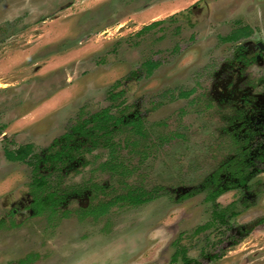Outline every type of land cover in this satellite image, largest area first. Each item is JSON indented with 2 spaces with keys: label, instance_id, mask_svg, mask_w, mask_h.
Segmentation results:
<instances>
[{
  "label": "rangeland",
  "instance_id": "1",
  "mask_svg": "<svg viewBox=\"0 0 264 264\" xmlns=\"http://www.w3.org/2000/svg\"><path fill=\"white\" fill-rule=\"evenodd\" d=\"M240 26L252 29L243 43H264V0H0V264H170L177 239L198 264H264V172L217 199L235 204L231 229L196 232L215 206L206 192L182 198L237 150L221 93L238 44L222 37ZM148 60L160 62L150 76ZM241 75L264 94V63ZM112 89L145 128L116 133L125 174L103 169L108 152L96 148L51 176L70 193L59 212L34 214L31 167L5 149L42 154L71 122L111 106ZM92 184L104 189L75 192ZM135 188L153 200L83 213Z\"/></svg>",
  "mask_w": 264,
  "mask_h": 264
},
{
  "label": "trees",
  "instance_id": "2",
  "mask_svg": "<svg viewBox=\"0 0 264 264\" xmlns=\"http://www.w3.org/2000/svg\"><path fill=\"white\" fill-rule=\"evenodd\" d=\"M163 21H154L144 26L138 33L150 30ZM252 35L249 26H240L227 36L222 37L224 42L237 43ZM160 65L159 61L148 60L145 62L146 75L150 76ZM194 89L180 92L179 97H189ZM123 92H116L112 89L109 92V100L112 105L108 106L88 117L80 118L71 122L60 137L54 139L53 143L47 147L42 154H37L33 144L21 145L18 148L5 149V157L11 162L26 163L31 167L32 181L30 182V194L32 197L31 208L34 214L41 215L48 213L55 215L67 201L70 195L65 189L56 186L51 181L53 173L61 174L67 168H71L75 163L83 162L84 155L92 152L96 148L107 149L108 159L103 162L102 168L111 173L121 174L122 164L119 161V144L115 141V136L123 127H130L136 134L143 135L144 122L138 115L125 114ZM119 100V103H115ZM119 107L118 112H113L112 107ZM121 107V108H120ZM231 120L240 117L236 112ZM230 120V121H231ZM227 131V129H226ZM232 139L237 147L234 154L230 155L225 161L221 162L214 172L208 175L203 182L197 185L192 191L187 192L182 198L190 197L196 193L206 192V200L214 204L213 218L196 232H200L218 225L228 226L227 212L231 211V216H236L238 211L235 204L231 203L226 207L218 209L217 199L231 189H245L250 191V180L264 172V139L253 145L249 139H239L232 134ZM48 165V170L43 169ZM125 174V173H124ZM61 177V176H59ZM87 188H97L103 190L104 187L92 184L91 186H78L75 192L85 191ZM74 191V190H72ZM154 196L144 191L142 188L129 189L126 193L120 194L107 202H101L95 206L83 209L85 215L99 216L107 213L110 208L118 203H129L140 205L153 200ZM246 233H249L247 231ZM242 239L233 238L231 245H237ZM176 250L171 258L170 264H198V261L188 255L187 248L181 244L180 239L173 242ZM24 260L21 261V263Z\"/></svg>",
  "mask_w": 264,
  "mask_h": 264
},
{
  "label": "flooded vegetation",
  "instance_id": "3",
  "mask_svg": "<svg viewBox=\"0 0 264 264\" xmlns=\"http://www.w3.org/2000/svg\"><path fill=\"white\" fill-rule=\"evenodd\" d=\"M243 40L236 43L238 45L229 64L223 65V70L226 67L230 70L221 95L225 104L234 106V110L240 113V117L229 122L227 130L239 139H249L255 145L264 139V94L254 93L251 87L242 84L241 69L252 62L264 63V43H243Z\"/></svg>",
  "mask_w": 264,
  "mask_h": 264
}]
</instances>
